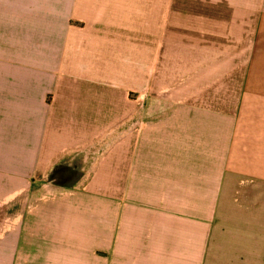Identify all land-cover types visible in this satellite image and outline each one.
Segmentation results:
<instances>
[{
	"label": "crops",
	"instance_id": "crops-1",
	"mask_svg": "<svg viewBox=\"0 0 264 264\" xmlns=\"http://www.w3.org/2000/svg\"><path fill=\"white\" fill-rule=\"evenodd\" d=\"M0 264H264V0H0Z\"/></svg>",
	"mask_w": 264,
	"mask_h": 264
},
{
	"label": "trees",
	"instance_id": "trees-1",
	"mask_svg": "<svg viewBox=\"0 0 264 264\" xmlns=\"http://www.w3.org/2000/svg\"><path fill=\"white\" fill-rule=\"evenodd\" d=\"M64 173V172H63ZM74 175V174H73ZM73 175L68 174H58L57 172H54L51 176V179L60 185H66L69 181L73 180Z\"/></svg>",
	"mask_w": 264,
	"mask_h": 264
}]
</instances>
